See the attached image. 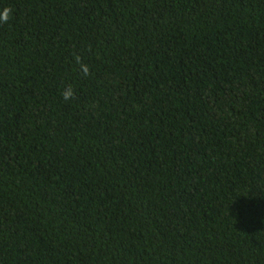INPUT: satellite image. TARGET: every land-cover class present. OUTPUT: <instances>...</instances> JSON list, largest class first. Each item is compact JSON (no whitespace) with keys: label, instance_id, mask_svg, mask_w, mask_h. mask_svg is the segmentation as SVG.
<instances>
[{"label":"trees","instance_id":"trees-1","mask_svg":"<svg viewBox=\"0 0 264 264\" xmlns=\"http://www.w3.org/2000/svg\"><path fill=\"white\" fill-rule=\"evenodd\" d=\"M5 7L0 264H264V0Z\"/></svg>","mask_w":264,"mask_h":264},{"label":"clouds","instance_id":"clouds-1","mask_svg":"<svg viewBox=\"0 0 264 264\" xmlns=\"http://www.w3.org/2000/svg\"><path fill=\"white\" fill-rule=\"evenodd\" d=\"M12 19V9L10 8H3L0 10V25L9 24V21ZM74 55V62L79 65L80 72L83 74L84 77H88L90 75V67L89 65L82 62V58L79 55ZM60 96L64 100L65 103H69L76 98L75 89L68 85L60 91Z\"/></svg>","mask_w":264,"mask_h":264}]
</instances>
